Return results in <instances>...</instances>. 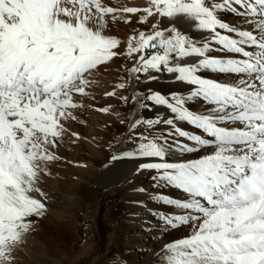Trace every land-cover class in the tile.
<instances>
[{
  "label": "snow or ice",
  "instance_id": "6c2138e0",
  "mask_svg": "<svg viewBox=\"0 0 264 264\" xmlns=\"http://www.w3.org/2000/svg\"><path fill=\"white\" fill-rule=\"evenodd\" d=\"M133 15L147 31L107 34ZM118 56L133 61L104 93L118 104L95 110L115 114L110 161L131 183L148 174L154 191L133 192L162 206L133 202L149 232L172 237L156 264H264V0H0V264L49 213L65 125L83 123L93 77ZM161 76L181 87L140 88Z\"/></svg>",
  "mask_w": 264,
  "mask_h": 264
},
{
  "label": "rangeland",
  "instance_id": "374dc122",
  "mask_svg": "<svg viewBox=\"0 0 264 264\" xmlns=\"http://www.w3.org/2000/svg\"><path fill=\"white\" fill-rule=\"evenodd\" d=\"M147 3L148 0H109V6L117 8L132 6V4L136 5L133 7H144ZM134 30H148V25H140L135 15L132 16V23H126L124 19H121L119 22L111 23L110 30L106 31L107 34L126 41ZM123 50L122 47L121 51ZM132 64L131 59L118 56L106 65L100 66V71L93 77L94 84L90 90L92 92L96 90L101 100L93 107L118 104L115 98L106 97L104 93L115 89L122 77L127 79L128 70ZM125 94L131 95L132 88L129 87ZM88 102L85 101L86 104ZM93 107L76 110L75 114L83 123L78 121L66 123L69 133L64 142L55 149L63 159L53 167L52 176L46 178V188H52L53 195L56 196V199L52 198L50 210L54 215L59 216L62 223L52 222L47 215L40 220L34 232L28 236L26 244L17 252L15 264L40 263L41 254L35 251L34 243L37 244L38 232L41 231V235L45 236L43 227L46 230L49 246L47 249L49 253L44 256L45 259L43 257L45 264H142L145 260L154 259L163 243L172 239V237L161 239L156 236L154 244L141 257L134 255L136 250L131 247V240L143 239L144 235L141 231L147 230L143 228V224L147 222V217H150L145 215V213L148 214L146 209L143 212H134L145 207L133 202L144 201L148 207L154 209L162 207L153 203L148 195L133 192V189L138 186H143L150 192L154 191L148 174L134 177L135 183L124 179L122 184L114 185L111 191L84 189L89 185V172L96 171L105 163L104 156L109 158L110 138L117 131V127L112 126L115 114L110 116L98 113ZM124 114L128 115V113ZM106 124L109 127H105ZM183 126L190 128L186 124ZM71 132L81 134V139L76 144H72L74 138L70 136ZM81 164H86L87 167L78 166ZM79 176L82 178L79 184H75L74 181ZM74 194L76 196L70 202L67 198ZM133 213L136 215H132ZM155 227L154 224L153 228ZM174 235L178 236L179 233ZM154 264H156V258Z\"/></svg>",
  "mask_w": 264,
  "mask_h": 264
},
{
  "label": "bare ground",
  "instance_id": "6f19581e",
  "mask_svg": "<svg viewBox=\"0 0 264 264\" xmlns=\"http://www.w3.org/2000/svg\"><path fill=\"white\" fill-rule=\"evenodd\" d=\"M133 2L136 3V1H133ZM132 6H136V5L132 4ZM180 26L183 27L182 24ZM180 87H181V85L173 84L171 82V80L168 79L166 76H161V79L159 81H153V82L148 83V84H141V87L140 88H153V89H158L161 92L167 93V92H170V91H173V90H177ZM93 95L96 97V99L94 101L91 100V99H89L90 101L88 102V100H87V102H88V104H91V105H94L95 106V103H97V102H99L101 100V96L98 95V93H96V90L93 91ZM93 108H95V107H93ZM160 110L161 111H166L164 109H160ZM107 145L108 144L106 143V146ZM104 157L106 158V159H104L105 163L103 165H100L101 167L99 169L97 168L96 171L89 172V185L86 186V187H84V189H86V191H89L91 189H99V190H101L103 192L104 191H107V190H110L111 191V189H112V187L114 185H116V184H122L124 182V179H125V181H129V179H131L130 166L127 163H125V162H111L108 157H106V156H104ZM106 165H107V167H106ZM78 172H79V170H78ZM80 178H82V177L79 176L74 181V183L75 184H79V181L81 180ZM52 183H54V182H52ZM79 188H77V190ZM47 190H49L50 193L52 194V198L53 199L54 198L56 199V196L53 195L54 194L53 189L52 188L51 189L50 188H47ZM89 195H90V193H89ZM75 196H76L75 194L72 195V196H68L67 199L70 202H72L73 199L75 198ZM145 196H147V194H145ZM147 208H150V207L147 206ZM144 209H146V208H143V209L140 208V209H138V210H136L134 212H139V211L143 212ZM152 209H154V208L152 207ZM145 215L146 216H149V213L148 214L145 213ZM47 216H49V219L52 222L56 223V224H61L62 223V220H59V216L54 215V213L51 210L49 211V213L47 214ZM147 218H148L147 219V222L152 219L151 217H147ZM145 220H146V218H145ZM144 224H143V228L146 230V228L144 227ZM42 226H40V229L41 230H42ZM141 232L144 235L143 239H141V240L139 238L138 239H133L130 242L131 243V247L136 250L134 252V255L136 254V256L138 255L139 257L143 256L144 255V252L147 249H149L151 247V245L154 244V239L156 237V235H154L151 232H149V230H146V231H143L142 230ZM43 233H45V236H44V234L41 235V231H40V233L38 232V239H36L37 240V244L34 243V245H36L35 251L37 253L40 252V254H41V256H39V260H40V263L39 264H45V260H44L45 257L44 256H47V254L49 253V251L47 250L49 248V246L47 245L48 244V241H47V236H46V230H45L44 227H43ZM43 236L45 238H43ZM43 257H44V259H43ZM154 260H155V258L154 259H150V260H145L142 264H154Z\"/></svg>",
  "mask_w": 264,
  "mask_h": 264
}]
</instances>
